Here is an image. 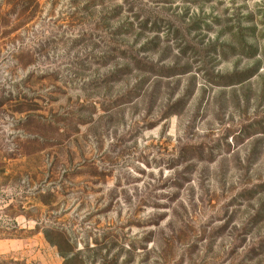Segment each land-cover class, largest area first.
<instances>
[{"label":"rangeland","instance_id":"rangeland-1","mask_svg":"<svg viewBox=\"0 0 264 264\" xmlns=\"http://www.w3.org/2000/svg\"><path fill=\"white\" fill-rule=\"evenodd\" d=\"M8 184L0 264H264V0H0Z\"/></svg>","mask_w":264,"mask_h":264},{"label":"crops","instance_id":"crops-1","mask_svg":"<svg viewBox=\"0 0 264 264\" xmlns=\"http://www.w3.org/2000/svg\"><path fill=\"white\" fill-rule=\"evenodd\" d=\"M14 186L15 185H9L8 184V186H6L5 189H0V191H5V192L14 191V189H15ZM12 202H16V200L14 201L13 197L10 198V201L8 202V205L11 206ZM19 204L21 205V203H19ZM8 205H6V206H8ZM0 207H1V209H0V219H1V217L4 216V214H3L4 210L2 209V206H0ZM8 211H10V210H8ZM14 243H15V241L11 240V239H0V249H3V252H6L10 247H12L14 245ZM40 245L42 246V242L40 243ZM41 263H43V262L41 261Z\"/></svg>","mask_w":264,"mask_h":264}]
</instances>
